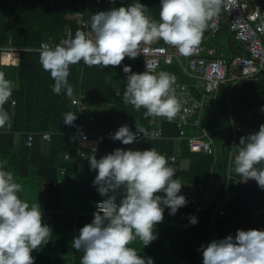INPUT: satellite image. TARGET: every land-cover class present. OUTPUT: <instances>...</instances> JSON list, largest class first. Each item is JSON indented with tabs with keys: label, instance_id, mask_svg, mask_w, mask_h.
<instances>
[{
	"label": "trees",
	"instance_id": "1",
	"mask_svg": "<svg viewBox=\"0 0 264 264\" xmlns=\"http://www.w3.org/2000/svg\"><path fill=\"white\" fill-rule=\"evenodd\" d=\"M139 2L147 7L149 16L159 18L160 0ZM131 3L132 0H100L89 4L86 0H0V50L10 47L19 53L17 64L0 62V71L6 78L19 84L10 102L4 105L12 119L10 127L0 129V164L20 179L23 189L37 185L38 196L44 198L42 221L52 231L49 242L31 253L34 264H80L82 252H76L71 242L84 225L91 223L96 202L104 199L93 184L97 172L90 170L88 158L94 154L99 159L117 148L141 151L154 148L175 170L173 179L188 185L193 193H199L200 186L204 189L197 205L186 204L175 215H169L165 209L163 221L154 227L157 238L147 247H143L139 239L129 245L139 255L151 257L154 264H202V252L198 250L201 245L229 234L234 237L237 230H264V189L255 180L243 182L236 173L227 178L234 158L231 147L239 144L242 136L255 133L264 125V111H261L264 76L239 81L228 79L220 84L214 95L204 101L200 124L186 125L185 138L177 146L172 137L178 134V129L172 120L157 123L155 118L146 119L144 109L135 111L115 94L118 89L122 94L126 85L125 65L135 73L144 71L139 55L134 59L125 57L119 66L110 65L105 69L88 67L83 62L72 65L68 81L73 95L81 96L83 111L71 104L73 95L53 93V80L42 68L39 53L34 49L43 41L59 43L66 38L67 28L72 35L78 29L86 31L81 21L91 14ZM210 32L211 27L204 32L202 40L218 44V49L223 50L227 39L229 43L237 42L224 24L216 36H210ZM11 58L16 57L5 54V62ZM159 71L174 74L175 85L190 84L194 80L177 61L162 63ZM190 89L194 95H200L198 89ZM68 111L77 113L71 126L65 125L61 117ZM82 122L90 139L121 124L135 132V123L149 134L159 126L162 134L156 138L143 136L139 145H124L111 138L97 144H90L88 140L79 145L75 132ZM202 126L212 139V154L189 150L187 138L201 133ZM235 126L241 130H234ZM46 131L51 133L49 140L37 134L32 145L25 146L27 133ZM78 145L86 153L83 158L78 154ZM65 152L69 154L68 159L62 157ZM172 155L176 156V161H170ZM58 167L65 168L61 175L57 173ZM215 178L221 183L212 201L205 206L202 200L206 187ZM68 197L75 203L71 204ZM119 198L117 194V200ZM220 209L224 211L221 215L218 214ZM190 216L197 217L198 223L189 224Z\"/></svg>",
	"mask_w": 264,
	"mask_h": 264
},
{
	"label": "clouds",
	"instance_id": "2",
	"mask_svg": "<svg viewBox=\"0 0 264 264\" xmlns=\"http://www.w3.org/2000/svg\"><path fill=\"white\" fill-rule=\"evenodd\" d=\"M222 3L223 0H160L156 19L147 14L149 10L139 0H132L126 7L89 15L88 31L78 29L54 46L42 43L34 51L53 80V93L71 97L70 67L80 62L103 69L119 66L125 57L134 59L142 53L143 46L160 40L181 56H190L204 32L215 27L214 18ZM145 63L141 73L132 72L128 65L123 67L128 74L126 85L122 94L119 89L115 94L135 111L144 109L146 119L172 120L182 108L175 94L176 77L166 71L155 73L154 64ZM18 87L0 71V129L11 126L12 117L4 105ZM61 117L65 125L71 126L77 113L68 111ZM135 128L133 132L127 125L120 126L111 139L129 145L137 133L149 135L137 123ZM231 150L234 172L243 182L252 179L264 189V125L242 136ZM88 162L90 170L97 172L93 184L104 199L96 204L91 223L84 225L71 242L76 252H82L80 264H154L151 257L139 255L129 245L139 239L147 247L157 238L154 227L163 221L165 209L175 215L187 204L179 194L183 184L173 179L175 170L154 148H117L99 159L92 154ZM22 191L13 172L0 164V264H34L31 253L46 245L52 236L50 226L42 221L39 204L30 205L22 199ZM197 223V217H189V224ZM198 250L202 252V264H264V230H237L234 237L229 234L212 240Z\"/></svg>",
	"mask_w": 264,
	"mask_h": 264
},
{
	"label": "built area",
	"instance_id": "3",
	"mask_svg": "<svg viewBox=\"0 0 264 264\" xmlns=\"http://www.w3.org/2000/svg\"><path fill=\"white\" fill-rule=\"evenodd\" d=\"M90 2L99 3L100 0H86V4ZM88 16L81 21V25L86 26ZM215 27H211L210 36H215L221 29L223 23H225L228 32L234 37V39L240 43L242 53L234 54L231 58H226L223 54L217 53L214 47H208L202 42L198 45L193 53L188 57L181 56L174 47L166 43H153L151 45L143 46L142 53L139 56L142 57V68L145 71L146 61L154 64L153 71L156 73L159 71V67L162 63L170 64L173 61H177L180 64L181 69L191 78L201 82V86L193 83L191 87L198 89L200 95L196 96L191 92L190 84H181L175 87V94L182 102L181 110L172 119L178 129V134L172 137L175 142L185 138V126L200 124V112L202 111L205 100L214 95L220 84L224 83L228 79L234 81L258 79L260 76H264V0H223L222 8L219 15L214 18ZM66 38L72 35L69 28L66 29ZM48 43L50 46H54L55 43L51 41H43L40 43ZM40 47V46H39ZM0 60L4 55L16 52L10 47L0 50ZM259 77V78H260ZM177 85V84H176ZM15 103V101H14ZM12 103V104H14ZM71 104L79 107L81 111L85 109V106L81 102V96L74 94L71 97ZM91 119V117H89ZM168 120L163 117H155L156 121ZM82 121V119H81ZM171 121V120H168ZM126 124H121L123 126ZM119 126V127H120ZM110 128L104 133H98L93 139H90V134L87 132V127L84 122L80 123L78 129L75 132L76 138L79 140V145L82 142L90 141V144H97L102 142L106 138H111V135L119 128ZM200 132L197 135L189 136L187 138L189 150L192 152H203L212 154V139L205 127L200 128ZM234 130H241L239 126H235ZM136 132V131H135ZM37 134H40L44 139L49 140L51 133L46 132H29L27 133L25 146H31L32 141ZM162 134L161 128H157L150 132L149 137L156 138ZM143 139V135L137 133L136 140L132 144L139 145ZM113 140V139H112ZM117 140H113L115 142ZM89 142V141H88ZM129 144V145H132ZM78 145L77 151L80 157L86 155L85 151ZM231 155H234L231 153ZM64 159L69 158V154L65 152L62 156ZM170 161H176L175 155L170 156ZM234 167H231V172L227 174V178L231 177L234 172ZM62 172L64 169L61 170ZM235 173V172H234ZM238 180L235 178V183ZM203 187H199V193H187L182 192L190 206H195L200 203L201 192ZM103 199L96 202L99 203ZM95 211L96 205H95ZM223 209L218 211V214H223Z\"/></svg>",
	"mask_w": 264,
	"mask_h": 264
},
{
	"label": "crops",
	"instance_id": "4",
	"mask_svg": "<svg viewBox=\"0 0 264 264\" xmlns=\"http://www.w3.org/2000/svg\"><path fill=\"white\" fill-rule=\"evenodd\" d=\"M224 25H225V23H223ZM216 36V35H215ZM213 37V36H212ZM234 38V37H233ZM227 39V38H226ZM159 42V44H161V43H163V41L162 40H160V41H158ZM202 42V44H204V45H206V46H208V47H214L215 49H216V52L217 53H221V54H226V55H228V56H225L226 58H231L234 54H237V53H242V49H241V45H240V43L239 42H230L229 43V41H228V39L226 40V42L225 43H223V45H224V47H223V50H222V48H220V49H218V44L216 45H214V44H212L211 42H209L208 40L205 42V41H201ZM157 43V42H156ZM14 54L13 55H15L16 54V52H13ZM12 54V53H11ZM17 56V61L16 62H13V63H4L2 60L3 59H1V63L2 64H5V65H9V64H17V62H18V59H19V54H16ZM3 58V57H2ZM13 58H11V60H12ZM180 65V64H179ZM159 72V71H158ZM158 72H156V73H158ZM193 83L194 84H196V85H198V86H201V82H199V81H197L196 79H194L193 80V82L192 83H190V87H191V84H192V86H193ZM181 84H188L189 85V82H184V83H181ZM178 85H180L179 83L177 84V85H174V88L176 87V86H178ZM191 88H194V87H191ZM195 89V88H194ZM157 123L159 122V121H156ZM177 136V135H176ZM175 137V136H174ZM184 139V138H183ZM183 139H181V140H183ZM180 140V141H181ZM174 141V140H173ZM180 141H178V142H175L174 141V145H178L179 144V142ZM176 157V156H175ZM177 160V159H176ZM59 168L60 167H58L57 168V173H58V175L60 174L61 175V173H59ZM234 170V169H233ZM217 182H221V180H219V179H217V178H215V179H213V181L206 187V191H205V195L203 196V200H202V202H204L205 203V206H207L206 205V201L208 202V204L212 201V199L214 198V194H215V186H214V184H216ZM182 192H187V193H193L194 191H192V189L191 188H189V186L188 185H186V184H183V186H182V188H181V191H180V193H182ZM209 192H211V193H209ZM202 193V192H201ZM207 196L208 197H210L211 199H208L207 198ZM212 196V197H211Z\"/></svg>",
	"mask_w": 264,
	"mask_h": 264
},
{
	"label": "rangeland",
	"instance_id": "5",
	"mask_svg": "<svg viewBox=\"0 0 264 264\" xmlns=\"http://www.w3.org/2000/svg\"><path fill=\"white\" fill-rule=\"evenodd\" d=\"M164 43V42H163ZM2 55H4L5 56V54H1V57H2ZM3 56V57H4ZM3 59V58H2ZM3 61V60H2ZM17 61V57L16 58H13L12 60L10 59V61H8V62H6V63H13V62H16ZM4 62V61H3ZM5 63V62H4ZM15 177V180L19 183L20 182V179L18 178V177H16V176H14ZM220 183L221 182H217L216 184H214V186L216 187L215 188V190H217V188L219 187V185H220ZM22 188H24V187H22ZM38 192H40V191H38ZM216 192V191H215ZM209 193H211V192H209ZM71 194V193H70ZM73 194V193H72ZM71 194V195H72ZM212 197V196H211ZM21 198L22 199H24V200H26L30 205L32 204V203H35V202H37L38 204H39V206H40V208L42 209L43 208V202H44V198L42 197V196H38V194H37V185L36 184H32V186L31 187H29V189L28 190H26V188L25 189H23V191H22V193H21ZM207 198L208 199H211L210 197H208L207 196ZM68 200H69V202L71 203V204H74L75 203V201L70 197H68ZM206 205H208V202L206 201Z\"/></svg>",
	"mask_w": 264,
	"mask_h": 264
},
{
	"label": "bare ground",
	"instance_id": "6",
	"mask_svg": "<svg viewBox=\"0 0 264 264\" xmlns=\"http://www.w3.org/2000/svg\"><path fill=\"white\" fill-rule=\"evenodd\" d=\"M16 56H17V55L15 54V57H16ZM3 61L5 62V56L3 57ZM62 169H65V168H64V167H60V168H59V173H61V174L63 173V172L61 171Z\"/></svg>",
	"mask_w": 264,
	"mask_h": 264
}]
</instances>
